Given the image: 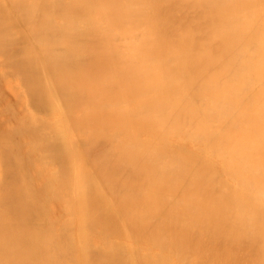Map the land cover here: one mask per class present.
Masks as SVG:
<instances>
[{
    "label": "bare ground",
    "instance_id": "6f19581e",
    "mask_svg": "<svg viewBox=\"0 0 264 264\" xmlns=\"http://www.w3.org/2000/svg\"><path fill=\"white\" fill-rule=\"evenodd\" d=\"M0 264H264V0H0Z\"/></svg>",
    "mask_w": 264,
    "mask_h": 264
}]
</instances>
